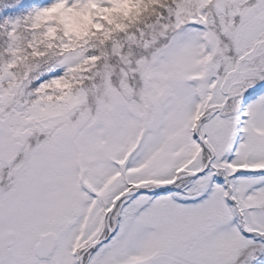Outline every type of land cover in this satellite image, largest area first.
I'll return each instance as SVG.
<instances>
[{
    "label": "snow or ice",
    "instance_id": "1",
    "mask_svg": "<svg viewBox=\"0 0 264 264\" xmlns=\"http://www.w3.org/2000/svg\"><path fill=\"white\" fill-rule=\"evenodd\" d=\"M0 264H264V0H0Z\"/></svg>",
    "mask_w": 264,
    "mask_h": 264
}]
</instances>
